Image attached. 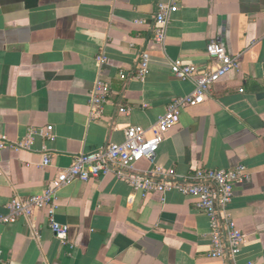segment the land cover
<instances>
[{
    "label": "crops",
    "instance_id": "1",
    "mask_svg": "<svg viewBox=\"0 0 264 264\" xmlns=\"http://www.w3.org/2000/svg\"><path fill=\"white\" fill-rule=\"evenodd\" d=\"M170 3L0 0V134L23 140L32 128L53 126L56 135L36 139L32 151L0 150V220L13 197L41 194L75 156L124 142L130 127L155 124L173 99L195 89L173 76L172 62L210 71L206 48L220 35L240 69L182 113L157 162L181 175L247 166L251 177L235 188L231 205L246 237L240 264H264V0H181L160 46L152 41L155 14ZM144 51L151 56L145 81H122L120 73L132 74ZM100 55L109 59L101 69ZM98 79L114 94L106 117L89 122L88 95ZM122 105L129 113H119ZM44 146L53 155L48 167ZM57 205V221L69 227L67 245L38 212L33 221H0L2 258L10 264H223L210 257L209 218L175 191L143 197L108 175L67 186Z\"/></svg>",
    "mask_w": 264,
    "mask_h": 264
},
{
    "label": "built area",
    "instance_id": "2",
    "mask_svg": "<svg viewBox=\"0 0 264 264\" xmlns=\"http://www.w3.org/2000/svg\"><path fill=\"white\" fill-rule=\"evenodd\" d=\"M180 1L171 0L170 4L159 5L155 14L157 27L152 38L155 44L162 46L165 43L170 16L179 10ZM137 24L144 25L145 21L141 20ZM206 52L214 63L210 71H200L195 65L185 64L182 60L172 62L173 76L182 81L193 82L195 89L190 94L173 99L155 124L148 128L130 127L125 131L124 142L111 143L93 152L75 156L71 166L60 170L41 194L25 199L20 196L13 197L7 206L9 214L0 221L6 224L15 223L20 218L33 221L38 212L46 213L49 228L62 245H67L69 227L56 219L60 192L76 182H89L114 175L143 197L152 193L165 194L175 191L193 199L196 209L205 213L210 220V257L223 260V264H240L246 237L232 215L231 205L234 201L235 188L251 177L247 166L239 165L228 170L199 168L188 175H181L174 168H166L157 162L160 145L178 124L182 113L203 104L215 84L230 72L240 69L239 57L228 53L220 35L208 43ZM96 61L98 68L101 69L109 59L100 55ZM150 62L149 52H142L134 72L132 74L121 72L120 79L126 82L131 79L145 81ZM113 94L109 82L98 79L94 83L88 95L89 122L100 121L106 117L105 108ZM119 113H129L128 107L119 106ZM38 138L54 141L56 138L54 127L32 128L23 140H11L0 134V150L32 151ZM42 151L43 166H51L52 153L46 146ZM143 160L150 164V169H138V163ZM35 228L37 230V227ZM0 264H10L2 258L1 251Z\"/></svg>",
    "mask_w": 264,
    "mask_h": 264
}]
</instances>
